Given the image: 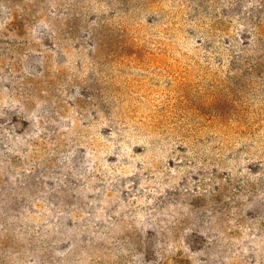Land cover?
Listing matches in <instances>:
<instances>
[{"label": "rangeland", "instance_id": "374dc122", "mask_svg": "<svg viewBox=\"0 0 264 264\" xmlns=\"http://www.w3.org/2000/svg\"><path fill=\"white\" fill-rule=\"evenodd\" d=\"M0 264H264V0H0Z\"/></svg>", "mask_w": 264, "mask_h": 264}]
</instances>
